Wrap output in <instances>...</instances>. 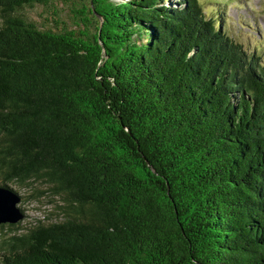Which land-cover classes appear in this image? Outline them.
Instances as JSON below:
<instances>
[{
  "label": "trees",
  "instance_id": "trees-1",
  "mask_svg": "<svg viewBox=\"0 0 264 264\" xmlns=\"http://www.w3.org/2000/svg\"><path fill=\"white\" fill-rule=\"evenodd\" d=\"M36 182L62 218L0 264H264L261 55L199 0H0V186Z\"/></svg>",
  "mask_w": 264,
  "mask_h": 264
},
{
  "label": "rangeland",
  "instance_id": "rangeland-1",
  "mask_svg": "<svg viewBox=\"0 0 264 264\" xmlns=\"http://www.w3.org/2000/svg\"><path fill=\"white\" fill-rule=\"evenodd\" d=\"M199 1L209 16L221 15L228 34L240 42L246 50L255 51L261 55L264 61V0ZM72 8L73 5L70 2L55 1L48 6L36 4L32 7H25L23 13L37 24L52 28L63 26L75 28V22L83 28V23L73 19ZM89 29L93 30V27L90 26ZM9 186L21 196L18 206L23 208L24 216L19 224L20 227L24 228L36 219L56 220L62 218L59 209L55 207L56 204H60L57 198L48 193L40 195L38 198L32 197L35 191L31 187H36L37 191L44 190L46 192L45 184L36 182L30 187H22L15 183H9Z\"/></svg>",
  "mask_w": 264,
  "mask_h": 264
},
{
  "label": "water",
  "instance_id": "water-1",
  "mask_svg": "<svg viewBox=\"0 0 264 264\" xmlns=\"http://www.w3.org/2000/svg\"><path fill=\"white\" fill-rule=\"evenodd\" d=\"M20 199L16 191L0 186V223H16L23 218L24 213L18 206Z\"/></svg>",
  "mask_w": 264,
  "mask_h": 264
}]
</instances>
